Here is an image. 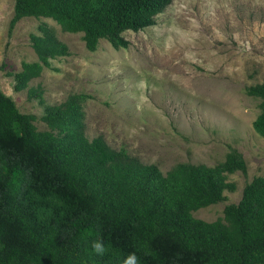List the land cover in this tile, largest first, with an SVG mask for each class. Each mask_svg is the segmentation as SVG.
Returning a JSON list of instances; mask_svg holds the SVG:
<instances>
[{"label":"trees","instance_id":"1","mask_svg":"<svg viewBox=\"0 0 264 264\" xmlns=\"http://www.w3.org/2000/svg\"><path fill=\"white\" fill-rule=\"evenodd\" d=\"M170 1L13 0L8 26L24 16L49 18L80 32L88 51L100 39L126 48L121 33L152 25ZM29 40L37 61L11 74L15 91L68 54L45 25ZM244 90L259 100L251 126L264 138V82ZM27 91L41 102L39 90ZM85 97L44 105L38 130L35 115L19 112L0 91V264H124L132 253L137 264H264V175L246 182L222 217L195 218L192 211L234 189L226 174L245 172L241 154L229 148L212 166L180 162L162 173L101 136L87 139ZM97 241L103 255L92 249Z\"/></svg>","mask_w":264,"mask_h":264},{"label":"rangeland","instance_id":"2","mask_svg":"<svg viewBox=\"0 0 264 264\" xmlns=\"http://www.w3.org/2000/svg\"><path fill=\"white\" fill-rule=\"evenodd\" d=\"M12 6L0 0V91L19 112L35 115L38 130L45 128L38 119L44 105L83 93L85 137L101 136L162 173L180 162L212 166L234 148L245 172L226 174L234 189L191 212L205 221L222 217L243 185L264 175V138L251 126L259 100L244 90L264 82V0H171L152 25L121 33L126 48L100 39L94 51L85 49L80 32L62 31L49 18L24 16L9 29ZM41 25L68 54L50 59L15 91L11 74L37 61L29 35H39ZM29 88L39 90L41 102Z\"/></svg>","mask_w":264,"mask_h":264},{"label":"clouds","instance_id":"3","mask_svg":"<svg viewBox=\"0 0 264 264\" xmlns=\"http://www.w3.org/2000/svg\"><path fill=\"white\" fill-rule=\"evenodd\" d=\"M92 249L95 254L97 255H103L106 251L104 245L102 242L97 241L92 244ZM124 264H137V257L134 253L129 254L124 260Z\"/></svg>","mask_w":264,"mask_h":264}]
</instances>
